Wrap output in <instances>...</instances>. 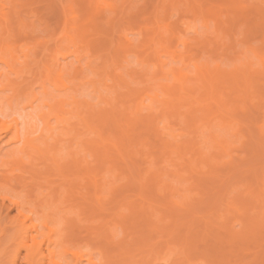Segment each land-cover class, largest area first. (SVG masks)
I'll return each mask as SVG.
<instances>
[{
	"label": "bare ground",
	"instance_id": "obj_1",
	"mask_svg": "<svg viewBox=\"0 0 264 264\" xmlns=\"http://www.w3.org/2000/svg\"><path fill=\"white\" fill-rule=\"evenodd\" d=\"M176 1L177 0H174V2ZM193 1L196 2V0ZM232 1L235 6L241 2V0ZM102 3L104 4L105 2L102 1ZM196 4L198 5V2H196ZM106 5L107 7H111L110 9L115 7L113 2H107ZM201 8H199V11ZM159 9H154L155 12H153V14L156 13L154 15L157 16ZM204 9L202 8L200 11V17L203 25L207 27L206 19L208 15L206 18H203V14L205 12L209 13V10L205 11ZM258 13H261L259 12V8ZM94 14L96 15V13ZM0 17L6 21L8 13L3 12ZM75 17L76 16H74V18ZM263 18L264 17L262 16V20L260 19L261 21L258 18L259 23L257 22V26L254 27L262 28L264 25ZM18 20L21 24L24 23L20 17H18ZM75 20H73V22ZM158 20H160V18ZM92 24H95V22ZM75 25L76 24H72V31L64 28L66 29V32L63 30L65 32L63 34H61V32L58 33L59 29L57 28L53 29L54 32L52 29L51 32L46 30V32L48 31L50 33L44 32L41 37H44V39L37 40L36 43L38 44L36 45L34 43L35 46H31V49L29 47L30 44L28 45V43H25L24 46L22 45V54L19 57L13 54L10 41H7L6 37L2 36L5 29L3 28L4 31L0 32V136L9 133L8 143L15 144L14 146L11 145L10 149L2 155L3 157L1 156L0 170L3 172V170L8 169L6 167H9V169L16 167V169H22L21 171H25V168H27L26 171L32 173L33 178L36 177V181H38L39 178L47 176L49 173L56 172L57 175L63 179L64 184L67 182V186L62 185L63 187L59 188V191L58 189L53 193L48 191L43 199H38V203H31L30 200L26 198L12 201V204L16 207L19 215L23 214L26 218L31 220L33 215L35 216L30 226H18L14 231L16 234L22 229V232L17 234V237H20L19 240L22 243L20 246L27 250L26 258L31 264H45L46 258L51 264H62L63 255L60 256L57 254L55 248L59 246L61 248V253H66L69 250L66 245V235L60 234L61 226L68 223V221L64 219L65 214H79L86 210L92 212L94 211L93 208H96L93 207V205H98L97 208L99 207L100 210L105 209L102 204V193H104L107 188V173H111L113 178H119V175L123 174L126 169L128 172H124V174H126H123L124 176L122 177L127 181L125 186L129 187L128 183L130 181H135L138 186L136 187L138 192L135 194L138 196L139 201L136 198V201L138 202L131 201L128 202L126 206L122 207V204H119L122 203L123 199L121 198V202L119 201L118 203L119 208H117L118 210L115 212V215L124 220L126 216H123L122 212L126 210H128V212H140V217L138 218L139 220L142 219V221H138L139 223L141 222L142 225L138 223L137 227L139 228V226H142V228L139 229L140 231L138 228L136 230V232L138 231L137 234H139L136 235L135 239L132 238L130 242H127V244L125 243L126 245L129 244L128 247L125 248L126 245L121 244L120 247L123 246V248H119L120 251L117 253H112V251L108 249L107 252L105 251L102 254V257L97 260H94L93 252L88 249L85 251L74 250L72 251V255L74 256L72 264H155V261L157 260H161L162 264H205V260L199 258L200 260L198 259V261H196V258L193 257V252L190 250L191 245L190 247L188 246L189 241L187 236L185 234L179 235L177 233L178 231H176L177 226H184L188 229L190 224L185 220L177 222V216L174 218L175 215L173 216L171 213L169 214H171L174 219H172L171 215L168 213L165 214V211L167 212L170 205L179 204L174 198V194L179 193L177 187L164 178L166 173L160 171L159 167L152 171L149 165L144 167V169L140 164L134 162L132 156L136 154L132 153V148L134 146L136 147L135 143L138 145L141 143L139 146L137 145L139 149L137 147V149L134 148L137 150V153L140 149H142L140 152L144 151L145 147H143V145L146 144H144L145 142L142 140V134L149 132L151 128H156L158 125L157 122L155 126V120L157 118H155L156 116H154V113L158 111H162L163 114L177 113L179 116L182 115L181 119L185 121L184 123L187 126L191 127L193 131L195 130L200 133V135H198L202 137V140L200 145L196 144V141H191L190 143L183 141V143H181L176 141V138V142L172 141V139H169L170 141L168 140L169 143L166 142V140H162V158L166 161H170L172 164L174 169L171 174L173 177H176V181L185 183L183 189L186 191L191 190L192 186H194L188 178V173L195 171L197 168L202 169L206 167L205 170H208L211 173V176H213L211 178H215L219 174L213 166L218 162L219 157L230 156V147L232 144L231 136L236 134L242 135V124L240 120L234 118L236 112L234 111L235 108L232 104H238V102H242V104L245 103L249 92H253L249 91L253 89L251 73L258 69L252 67L251 61H242L240 57H235L239 60V63L234 64L232 67L233 69H231L232 72L229 74H226L225 70L220 69L218 64L211 68L206 62L197 65V61H193L192 65L196 62V64H194L196 80L190 83L187 81V75L182 72L183 67L181 68L178 66L175 68L171 66L168 70H162V75L159 76L158 71L160 68L163 69L162 66H165L164 63L162 64L159 62V57H156V60H153V62L150 61L151 63L147 60L149 58L146 59L145 56L137 57V62L141 64V70L143 71L141 72L145 75L147 81H151V84L150 82H147V86H144L147 88L145 90L143 88L133 89V87H130L129 85L130 81H125L124 78H122V74H120L121 77L119 72L111 76L107 70H97L90 59L79 64L78 67H71L69 63L63 62L66 57L73 56L79 63L81 55L87 53V49L75 45L78 42L76 40L77 38L80 37L79 39L81 40L82 37L87 35L84 34L83 36L80 32L81 29L79 27L77 28L78 25ZM95 26L93 27L94 29ZM169 26L170 25L162 22L161 26L158 24V29L160 31V28H163L166 31H169L173 37L175 36L174 30ZM96 29L99 30L98 27ZM157 33L158 32L153 36H158ZM45 34L51 35L46 36ZM153 36H150L151 40L149 39L147 41H155V37ZM179 37L180 35L177 36V40ZM164 38L160 37L155 42V48L153 49L155 52L154 55H159H157V52L159 51L158 49H166L168 50L167 52L168 56L170 55V59L175 60L176 52L169 48L172 45L168 46L169 44L167 45L166 41L163 40ZM83 39L85 40V38ZM61 42L65 44L62 45ZM180 42H182V45H185L186 43L185 41L183 44L184 41L181 40ZM66 45L69 46L67 47ZM115 45L117 46V44ZM71 46L74 47L70 49ZM77 46L81 49L77 48ZM122 46L120 45L117 47L120 48ZM132 47L135 48L134 46ZM133 48L131 49L133 50ZM125 49L127 48H123V51H126ZM248 50L254 54L264 71V53L260 51L259 48L251 46H248ZM108 51L107 53H109ZM111 52L113 53V51ZM118 53L121 52L118 50ZM6 54L9 55L7 58L4 57ZM182 55L179 57V60L183 59ZM136 56H139V54ZM114 57L116 59L117 56L115 55ZM188 57H186V59H188ZM19 58H21V60H19ZM115 59L112 58V61ZM177 59L178 57L176 60ZM186 59L182 60V62H185L184 66L188 64V62L185 61ZM189 61L191 62V59ZM149 64H151L152 67L150 68L151 71L147 72ZM257 72L258 71L255 73ZM142 73L141 75H143ZM147 74H149V76ZM169 74L172 82L177 85V89H173L172 85L168 83L169 80H167L168 82L165 81L167 77H169ZM146 76L148 77L146 78ZM162 79H165L164 82ZM107 80H111L113 83L108 84ZM227 82H230L231 86H227L225 84ZM121 84L124 85L122 88H127V91L124 90L126 93L123 91L121 92L120 90L119 92L116 89L119 88L118 86ZM7 90L10 91V93L5 95V91ZM236 90L240 91L237 92ZM225 93L234 94V98L231 99V102L234 101V103L229 104L228 100H230V98H227ZM254 94H252V97H254ZM88 96L96 97V105L88 99ZM236 101L238 102L236 103ZM99 103L104 104L107 108L95 107ZM182 107H184V109H182ZM143 111L146 112V115L142 114ZM163 117L166 118L168 116L166 115L165 117V115H162V118ZM256 121L257 120L255 119V122ZM166 123L168 126L165 125ZM166 123L163 122V127L161 128H163L164 132L169 133V137H175V134L172 135L171 131L173 128L169 126L168 122ZM110 124H114L112 130L117 129L115 131L116 133L111 131ZM136 124L145 126V129L139 130V132L135 129ZM257 124L258 123L256 122L254 126H252H256L255 128H257L258 138L261 139V144H264V121L260 122L258 125ZM166 127H168L167 130H165ZM107 128H109V132H107ZM134 129L137 131L136 133L138 135L135 133ZM155 130H157V128ZM140 133L142 134L140 135ZM111 134L113 138L111 137ZM134 134L137 137L132 138ZM139 137H141L140 139L143 142H140ZM136 138L137 142L133 143L136 140L133 141L132 139ZM250 138L253 137L250 136ZM254 140L258 141L257 138ZM254 142H251V144L256 145V148H252L254 151L256 150V153H254V155L251 154L252 157H256L255 154L258 155V153L262 154V152H264V148L261 149L262 152L258 149L257 143H259V141L255 142V144ZM140 152L138 153L139 155L142 154V152ZM167 153L169 157H167ZM113 155H115L116 158L118 157L119 161L126 164V167L118 168V166H116L118 165L117 161L115 164V158ZM263 155L264 153L261 155L262 157L260 156L261 159L263 158ZM166 157L169 159H166ZM260 157L256 158L259 159ZM154 159L152 157L150 161H153ZM248 159L251 161V158ZM93 160L96 161V163H93ZM101 164L105 167L103 173L100 172L103 171L101 168V170L97 168L100 167L99 165ZM231 165L234 166L231 167L232 169L239 167H236L233 163ZM132 171H136L133 172L134 174L136 173V176ZM262 174H264V171ZM133 176V180H130L129 177ZM255 177L258 186L248 189V193H255V195H251L253 201L247 203H243L242 201L239 206H233L229 203H226L225 205L226 212L224 214H226V216H230L229 214L234 212V216L242 218V221H240V229L235 230L232 225H227L228 222L222 221L223 213H221V209L216 210L214 213L210 212L209 214V216L214 214L213 216H217V219L223 222L224 227L222 230L225 232L224 235L226 239H222V241H225L232 246L241 243L249 237H253L254 240L261 237V230L264 228V198L261 194L264 193V178L261 177V180L257 179L259 173L257 176L255 175ZM225 183L222 182L218 184H220L221 188ZM210 187L213 186H208V188ZM217 187H219V185ZM80 188H85V197L82 196L84 197V200L82 199L81 202H78L75 200V193L79 191ZM220 188H218V190L221 191ZM151 189H153V191L155 189L166 191L170 195L168 199H165V202L168 200L166 202L167 205L161 206L160 203L155 202V200H153L155 197L152 195L153 192ZM146 191L152 192L151 195L146 193ZM225 191L228 192V189ZM225 191L224 193L226 195ZM221 192L218 194L217 190L214 192V197H212L213 203L217 201L218 203L220 202L217 199L221 198ZM108 193H110V191ZM112 193L113 192H111V194ZM113 195L111 196L112 199H114L113 197H116ZM214 198H217V201H214ZM211 204L210 207L212 206ZM254 204L258 205V207L261 208V211L250 213L249 211L255 206ZM2 205L3 203L0 204V206ZM87 207L89 208L87 209ZM193 207L195 208L196 205L192 204L186 206V213L184 216L193 214V211H195ZM207 207H209L208 204ZM99 208L96 210H99ZM25 211L30 214H24ZM149 211L153 214L151 216H154L155 218L145 214L150 213ZM70 223H72V221H70ZM206 223L207 226L209 224L208 221H206L205 227ZM106 224L107 222H105L104 225ZM143 224H145V226ZM162 224L164 226L160 227L159 225ZM146 226L148 227L147 229L145 228ZM38 227H45L48 229V243L53 244L54 246V248L51 249L47 248V253L42 252L40 246L41 242L34 241L32 244L28 245L25 240L28 232L30 230L37 232ZM103 230L104 232L101 237L105 240V244H112L114 236L112 227L107 225ZM205 230L206 229L204 228L203 231ZM144 231H146V233ZM151 231H157L161 237L167 236L168 239L166 238L164 240L166 241V246L164 244L163 249H166L164 250L163 255H160L163 251L161 247L162 245L159 246L161 250L159 247H156V243H159L157 242L158 240L155 241V243L149 242L150 239H148V237L151 238L149 233ZM205 232L206 233L202 232L204 234L201 235L202 238L200 236L201 240L206 238L204 236L208 235L207 231ZM56 233H58V236ZM220 235L222 236L223 234L219 233L213 237L216 239ZM173 236L180 238L178 249L169 245L170 241L172 242L175 240L173 238L169 239ZM34 238L35 236H33V239ZM203 242L205 243V241H202V243ZM221 244L222 242L219 244L220 246L215 245V247L217 246V252L220 253L221 250H223V253H226L227 251H224V248L222 249ZM177 250L179 256L175 257ZM190 251L192 253H190ZM230 252L228 254H230ZM223 253L221 252V256L226 258L227 253L225 255H223ZM18 254V249L11 254L9 264H15ZM221 256L219 262L220 260H223ZM261 260L264 262L263 257ZM66 264L70 263L66 262Z\"/></svg>",
	"mask_w": 264,
	"mask_h": 264
},
{
	"label": "rangeland",
	"instance_id": "obj_2",
	"mask_svg": "<svg viewBox=\"0 0 264 264\" xmlns=\"http://www.w3.org/2000/svg\"><path fill=\"white\" fill-rule=\"evenodd\" d=\"M102 1L105 3L103 4ZM107 2H113L115 4V7L113 9H110L111 7H107L106 5ZM196 2H198L199 6L202 5L201 7L203 9L205 8V11L209 10V13L205 12L206 14H203L202 12L203 18H206V16L208 15L206 19L207 27L203 25L201 21L200 11L202 10V8L199 7ZM196 2H194L193 0L192 2L191 0H177L176 2H174V0H0V16L3 12L8 13V18L6 21L3 20L2 17H0V32L4 31L3 28L5 29L2 36H5L6 40L10 41L13 54L19 57L22 54L21 46H24L25 43H28V45L30 44L29 47L31 49V46H33L34 43L36 45L38 44L36 43L37 40L44 39V37H41L44 32H46V30H49L51 32V29L53 31V29L57 28L59 29V32H57H61V34H63L66 32V29L72 31V24H76L75 26L78 25L77 28L79 27L81 29V31L79 29L78 30L83 34V36L84 34L87 35H85V37H82L81 40L79 39L80 37L77 38L76 40L78 42L76 41L77 44L75 45L87 49V53L81 55L79 63L74 59L73 56L66 57L63 62L69 63L71 67H78L79 64H82L86 60L90 59L92 60V63L97 70H107L108 73L111 74V76L113 74H117L118 72L119 75L122 74V78H124L125 81H130L129 85L130 87H133V89L143 88L145 90L147 89L145 88L147 86V82H150L151 84V81H147L145 79V75L141 70V64L137 62V57L139 58L145 56L146 59L149 58L147 59L149 60V62H153V60H156V57H159V62H161L162 64L164 63L165 65L162 66L163 69L160 68V70L158 71L159 76L162 75V70H168L171 68V66L175 68H177L178 66L181 68L183 67L182 72L187 75V81H189L190 83L196 80L194 72V64H196V62H194V64L192 65L193 61H197V65L206 62L209 66H211V68L218 64L220 66V69L225 70L226 74L232 72L231 69H233L232 67L234 66V64L239 63V60L235 57H240L242 61H251L252 67L257 68L258 70L256 71L258 72L255 73V71L251 73L253 89L249 91H253L254 93H256L254 94L253 92H249V94L251 95L248 94V97L244 104L238 101H236V103L238 102V104H235L234 101L231 102V99L234 98V94L225 93V96L227 98H230V100H228L229 104L234 103L232 104L235 108V110H233L236 112L234 118L240 120L242 124V135L236 134L231 136L232 144L230 147V156L219 157L218 162L213 166L214 169L218 172V176H216L215 178H211L213 176H211V173L208 170H205L206 167L202 169L197 168L195 169V171L188 173V178L194 186H192L191 190L186 191L185 189H183L185 183L176 181V177H173V175L171 174L174 169L172 164L170 163V161H166L164 160V158H162V140H166V142H168L169 139L175 141L176 138V141L181 143H183V141H187V143L196 141L195 143L198 145H200L202 140V137L199 136L200 133L195 130L193 131L191 127L187 126L184 123L185 121L181 119L182 115L179 116L177 113L163 114L162 111L154 113V116H156L155 118H157L155 120V126L158 122V125L156 126L157 130H155L156 128L153 127V129H150L151 131L149 129H146L149 130V132L147 133L145 131V133L143 134L140 133V135L142 134V140L145 142L144 144H146L143 145V147L145 148L144 151H141L142 154L140 155L138 153L142 149H140L138 153L136 149L141 143L138 145L137 143H135L137 142V138L132 139L133 141L136 140L133 143H135L137 147L136 148L134 146L136 149L134 147L132 148V153L136 154L132 156V159L134 160V162L140 164L143 168L149 165L152 171L156 170L159 167L160 171L166 173V176H164V178L174 184L175 187H177L179 193H175L174 198L179 202V204L170 205V208L167 210V212L165 211V214L171 213L173 214V216L175 215L174 218H176L177 216V222L185 220L188 224H190L188 229H186L184 226H177L176 231H178L177 233L179 235L185 234L187 236L189 241L188 246L190 247L191 245L190 250H192L193 257L196 258V261H198V259L200 258L205 260V264H263L264 262H262L261 258H264V228L261 230L260 238L258 237L256 240H254L253 237H249L243 240L241 243L232 246L229 243L222 241V239H226L224 235L225 232L224 230H222L224 227L222 221L228 222L227 225H232L235 230L241 228L240 221H242V218H237L236 216H234V212H231L229 214L230 216H226V214H224L226 212L225 205L226 203H229L233 206H239L241 205L242 201L243 203L253 201L251 195H255V193H248V189H252L258 186L257 181H255V175L257 176L259 173V177L257 178L259 180L264 178V174H262L264 171V155L261 159V155L264 153L261 149L264 148V144H261V139L258 138L257 128H255L256 126L253 127L256 122L260 124V122L264 121V71L260 65V62L254 56V54L248 50V46H251L259 48L260 51L264 53V25L262 28L254 27L257 26L256 23H259L261 17H264V0H241V2L239 1L240 4L238 3L236 6L234 5L232 0H196ZM198 7L201 8L200 11ZM159 8L161 9V11ZM258 8L259 12L261 13H258ZM154 9H159L157 16L154 15L156 13L153 14V12H155ZM94 13H96V15ZM259 14H261L262 16ZM74 16L76 17L74 18ZM18 17H20L24 22L23 24L19 22ZM92 17H94L95 19ZM157 18H160V20H158ZM73 20L77 22H73ZM94 22L95 24H92ZM162 22L170 25L169 27L174 30L175 36L172 37V34L163 28H160L159 31L158 24L161 26ZM94 26L95 29L98 27L100 31L103 30L104 32L101 31V33L96 29V33L95 29L93 28ZM50 32L47 31L46 33ZM156 32H158V36L160 34L159 37L156 35L153 36L154 34H156ZM45 35L47 36L51 34ZM176 35H180V37H183L184 39L179 37V39L177 40ZM150 36L155 37V41H147L150 39ZM160 37H165L163 40L166 41L167 45L169 44L168 46L172 45L169 48L173 49L176 52L175 60L170 59V55L168 56V50L166 49H161L162 51L158 49L159 53L157 52V55H159H154L155 52L153 51V49L155 48V42ZM83 38H85V40ZM180 40L184 41L183 44L186 41L185 45H182V42H180ZM63 44L65 43H62V45ZM115 44H117L118 47L120 45L124 46L118 48ZM66 46L68 47L69 45ZM78 46L77 48H80ZM132 46H134L135 48H133ZM73 47L74 46H71L70 49H72ZM123 48H127L125 49L126 51H123ZM131 48H133V50ZM118 50L121 53H118ZM107 51L109 53H107ZM111 51H113V53ZM115 52H117L118 55ZM123 52L125 53V55ZM137 54H139V56H136ZM115 55L117 56L116 59L114 57ZM181 55L183 56V59H186V57L189 56L188 59L185 60L186 62H188L186 66H184L185 62H182L183 59L179 60V57H181ZM8 56L9 55L6 54V56L4 57L7 58ZM177 57L178 59L176 60ZM112 58L115 60L112 61ZM124 58L127 60H125ZM190 59L191 62L189 61ZM19 60H21V58H19ZM151 67V64H149L147 72L151 71ZM141 73L143 75H141ZM147 75L149 76V74ZM148 76H146V78ZM170 79L171 76L169 74V77H167L166 80H162L163 82L164 80L166 82H168L167 80H169L168 83L172 85L173 89H177V85L172 82V79ZM230 82H227L225 84L227 86H231ZM107 83L112 84L113 82L111 80H107ZM120 86H118L119 88L116 89L118 91L120 90L121 92L123 91L126 93L127 88H122V86H124L123 84H121ZM236 91L238 92L240 90ZM8 93H10V91H5V95ZM252 94H254L255 98L252 97ZM257 95L260 96L258 97ZM88 99H90L92 103L96 105V97L88 96ZM95 107L107 108L102 103L97 104V106ZM182 109H184V107H182ZM142 114L146 115V112L143 111ZM162 115H165V117L167 115L168 117L162 118ZM255 119L257 120L256 122ZM163 122L169 123V126L173 128L171 130L172 135L175 134V137L173 136L171 138L169 137V133L163 131V128H161L163 127ZM136 125L135 129L138 131L145 129V126H140L138 124ZM165 125H167V123ZM113 126L114 124L111 125L110 129L113 133H116L115 131L117 129L112 130ZM107 129V132H109V128ZM167 129L168 127H166L165 130ZM152 130L155 133H153ZM136 132L137 131H135V133ZM112 134L111 137L113 138ZM250 136L253 138L256 137L259 141V143H257L258 149L261 150L262 154H255L256 157L261 156L259 159L254 156L252 157V155L256 153V150L254 151L252 148H256V145L251 144V142L253 143L255 141L254 139L256 138L253 139L250 138ZM133 137L137 136H135L134 134L132 138ZM141 137H139V140L140 142H143L140 139ZM8 139L9 133L0 136V158L10 149L11 145H13L11 143H8ZM258 141L256 140L255 142ZM113 156L115 158L114 159L112 157L115 161V164L117 161L118 165L116 166H118V168L126 167V164L119 161L118 157L116 158L115 155ZM152 157L153 159H155L153 161L151 160V162L150 159H152ZM167 157H169L168 153ZM167 157L166 159H169ZM248 158H251V161ZM231 162L236 165V167H239L236 169H232L231 167L234 166L231 165ZM93 163H96V161L93 160ZM99 166L100 167L97 168H101L103 171L100 172L103 173L105 171V167L102 164ZM6 168L8 169L3 170V172L0 170V204L3 203V205L0 206V264H9L11 260V254L17 249L19 250V254L16 258L15 264H31L26 258L27 250L20 246L22 245V243L19 240L20 237H17V234L22 232V229H20V231H18V233L16 234L14 231L16 228H18V226H30L35 216L33 215V218L31 220L26 218L23 214L19 215L16 207L12 204V201L16 199L20 200L26 198L30 200L31 203H38V199H43L48 191L50 193L57 191V189L59 191V188L63 187L64 185L67 186V182L66 184H64L63 179H61L56 172L49 173L47 176L39 178L40 180L38 179V181H36V177L34 176L35 178H33L32 173L26 171L27 168H25V171H21L22 169H16V167H13L11 169H9V167ZM124 172L128 171L125 169ZM133 172L136 171H132V173ZM123 174L119 175V178H113L111 173H107V188L105 189L106 191L102 193V204L104 205L105 209L100 210V208L98 207L99 210H96L98 209V205H93V207L96 208H93L94 211L92 212L90 210H86L79 214H65L64 219L67 220L68 223L61 226L60 234L66 235V245L69 250L66 253H61V248L59 246L55 248L57 254H59L60 256L63 255L62 264H66V262H69L70 264L73 263L74 256L72 255V251L74 250L85 251L88 249L89 251L93 252L94 260L102 257V254L105 251L107 252L108 249H110L112 253H117L120 251L119 248H123V246L120 247L121 244H127V242H130L132 238L135 239L136 235L139 234H137L138 231L136 232V230L138 228L137 225L139 221H142V219L139 220L138 218L140 217V212H128V210H126L122 212L123 216H126V218L123 217L124 220L121 217H117L115 215V212L118 210L117 208H119L118 203L121 198L123 200L122 203L119 204H122V207L126 206L128 202L139 201L138 196L136 195L138 192V189L136 188L138 187L137 184L135 183V181H130L131 184L128 181L129 187H126L125 185L127 181L125 178H122L126 173L124 175ZM134 175L136 176V173ZM129 178L130 180H133L132 178H134V176ZM221 181L226 183L223 184V186L220 188V184L218 183H222ZM217 184L219 185V187H217ZM208 186L213 187L208 188ZM218 188H220L222 192L218 190ZM225 188L228 189V192L225 191ZM216 190L217 194L219 192H221L222 194H219L221 196V198L219 199H217L218 197L215 196L217 197L216 199L220 202L218 203V201L214 198V201H217L214 202V204L212 201V197H214L213 195ZM109 191L110 193H108ZM151 191L153 193L148 191H146V193L150 195L152 193V195L155 197V199H153L155 200V202L160 203L161 206L167 205L166 202L168 200H166L165 202V199H168L170 195L166 191L160 189H155L154 191L153 189H151ZM224 191L226 192V195ZM84 192L85 188H80L79 191L75 193V200L78 202H81L82 199L84 200ZM111 192H113L114 195L113 193L111 194ZM261 194L264 198V193ZM112 195L116 197H113L114 199H112ZM136 198L138 201H136ZM192 204L196 205L195 208L193 207L195 209V211H193L194 213L184 216V214L186 213V206ZM207 204L209 207H207ZM210 204L214 207H210ZM88 208L89 207H87V209ZM220 209L221 213H223L222 221L217 219V216H213L214 214L212 216H209L210 212L214 213L216 210ZM254 211H261V208H259L258 205H255L252 209H250L249 212L251 213ZM24 214L30 213L25 211ZM145 214L150 215V217H154L151 216L153 215L151 212ZM173 216L171 215L172 219H174ZM70 221H72V223H70ZM206 221H208L209 223L208 226L206 223L207 228L205 227ZM105 222H107L106 225H104ZM139 224L142 225L141 222ZM107 225L112 227L114 233L112 244L110 243V245L105 244V240H103L101 237V235H103L102 233L104 232L103 229ZM143 225L145 226V224ZM159 226L161 227L164 225L162 224ZM140 228H142V226H139L138 230ZM145 228L147 229L148 227L146 226ZM204 228L206 229L205 231H207L208 235L204 236L206 238L203 237L204 239L201 240V235L206 233L205 231H203ZM144 232L146 233V231ZM149 233L151 237H148V239H150L149 242L155 243V241L158 240L157 242L159 243H156V247L162 245L161 247L163 249V245L165 244L166 246V241L164 240L167 238V236L161 237L157 231H151ZM219 233H222L223 235H220L215 239V237L213 236L218 235ZM56 234L58 236V233ZM48 235L49 232L47 228L38 227L37 232L30 230L25 240L27 241L28 245L32 244L34 241L39 243L41 242L40 246L42 248V252L47 253V248H54L53 244L48 243ZM33 236H35L34 239ZM174 236L169 238L175 239L172 242L170 241L169 245L178 249L180 238ZM202 241H205V243H202ZM221 242L222 249L224 248V251H227L226 258H223L221 256V252L223 253V250H221V252L219 253L217 252V246L215 247V245H219ZM23 246L26 247L25 245ZM128 246L129 244L126 245L125 248ZM165 249L166 248L163 249L160 255L164 254ZM192 252L190 251V253ZM229 252L230 254H228ZM226 253H223V255H225ZM177 256H179L178 250L175 257ZM220 256L223 260H225H220L219 262ZM45 264H51L49 263L47 258L45 259ZM155 264H162V262L161 260H157L155 261Z\"/></svg>",
	"mask_w": 264,
	"mask_h": 264
}]
</instances>
